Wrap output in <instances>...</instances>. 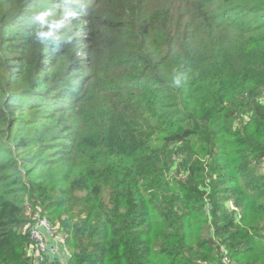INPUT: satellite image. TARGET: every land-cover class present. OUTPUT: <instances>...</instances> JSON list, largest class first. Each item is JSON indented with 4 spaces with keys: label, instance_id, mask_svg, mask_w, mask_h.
<instances>
[{
    "label": "trees",
    "instance_id": "16d2710c",
    "mask_svg": "<svg viewBox=\"0 0 264 264\" xmlns=\"http://www.w3.org/2000/svg\"><path fill=\"white\" fill-rule=\"evenodd\" d=\"M259 165L264 0H0V264H38L36 210L69 264H264Z\"/></svg>",
    "mask_w": 264,
    "mask_h": 264
},
{
    "label": "clouds",
    "instance_id": "9594fccd",
    "mask_svg": "<svg viewBox=\"0 0 264 264\" xmlns=\"http://www.w3.org/2000/svg\"><path fill=\"white\" fill-rule=\"evenodd\" d=\"M79 13L75 10L55 16L51 8H37L33 12L32 19L35 27L30 32V38L33 42L45 45L50 43L51 46L60 44H70L74 39L73 36L64 38V31L68 28L69 22L77 19ZM185 79V75L177 72L171 78V86L179 88Z\"/></svg>",
    "mask_w": 264,
    "mask_h": 264
},
{
    "label": "built area",
    "instance_id": "2783aa9c",
    "mask_svg": "<svg viewBox=\"0 0 264 264\" xmlns=\"http://www.w3.org/2000/svg\"><path fill=\"white\" fill-rule=\"evenodd\" d=\"M34 217H35V222L31 225L30 233L32 238L35 240V243L30 247V253L35 257L36 262L38 264H51L47 256L52 249L48 247L41 230L44 229L48 234H50L57 241L63 244L65 243L64 238L61 234L55 232L53 225L46 217L41 215L40 210H36L34 212ZM66 251L67 253H69L67 249ZM226 253L227 252L224 250V256H223L224 263L237 264Z\"/></svg>",
    "mask_w": 264,
    "mask_h": 264
},
{
    "label": "crops",
    "instance_id": "0c3cea01",
    "mask_svg": "<svg viewBox=\"0 0 264 264\" xmlns=\"http://www.w3.org/2000/svg\"><path fill=\"white\" fill-rule=\"evenodd\" d=\"M41 232L44 235L48 247L52 249L47 256L51 264H69V253H67L65 245L57 241L44 229Z\"/></svg>",
    "mask_w": 264,
    "mask_h": 264
},
{
    "label": "rangeland",
    "instance_id": "374dc122",
    "mask_svg": "<svg viewBox=\"0 0 264 264\" xmlns=\"http://www.w3.org/2000/svg\"><path fill=\"white\" fill-rule=\"evenodd\" d=\"M258 168L260 169V171H264V166H263V165H259ZM228 206H230L231 209H236V211H238V208L234 206L233 201H231V200L228 201ZM208 211H209V210H208ZM236 211H235V212H236ZM236 216H238V218H239V217H240V213H239V212H236ZM60 233H61V232H60ZM62 234H63V236H64V238H65L66 235H65L64 233H62ZM209 236L212 238V240H213L214 242H218V241H220V237H217V236H216L213 227L209 230ZM218 243H220V242H218ZM221 246H222V244H221ZM224 248H225V247H224ZM223 250H225V249H223ZM225 251H226V250H225Z\"/></svg>",
    "mask_w": 264,
    "mask_h": 264
}]
</instances>
